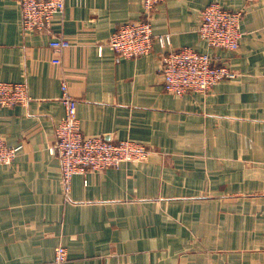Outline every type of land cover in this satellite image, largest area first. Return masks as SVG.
I'll use <instances>...</instances> for the list:
<instances>
[{
    "label": "crops",
    "instance_id": "crops-1",
    "mask_svg": "<svg viewBox=\"0 0 264 264\" xmlns=\"http://www.w3.org/2000/svg\"><path fill=\"white\" fill-rule=\"evenodd\" d=\"M242 9L239 47H208L202 7ZM141 0H65L49 31H26L18 0H0V80L26 82L25 106H0V264H264V0H164L155 33L209 52L237 75L207 93L166 92L157 41L138 57L107 40L141 16ZM70 45L56 50L52 37ZM64 81L86 135L145 144V161L75 174L63 191L49 148L64 115Z\"/></svg>",
    "mask_w": 264,
    "mask_h": 264
},
{
    "label": "built area",
    "instance_id": "built-area-1",
    "mask_svg": "<svg viewBox=\"0 0 264 264\" xmlns=\"http://www.w3.org/2000/svg\"><path fill=\"white\" fill-rule=\"evenodd\" d=\"M21 6V25L26 31H49L52 18L62 14L65 0H18ZM164 0H141V16L132 21L119 23L110 34L107 45L119 56L138 57L148 54L157 41L167 50L162 56L159 69L162 86L166 92L180 95L186 91L206 93L213 85L230 79L237 73L227 64L214 60L209 52L198 51L190 46L170 47L169 33H155L153 13ZM241 9H229L217 1L205 4L200 11L197 31L208 47H220L234 51L239 47L242 35ZM48 45L56 50L70 45L61 36L52 37ZM60 100L64 115L55 126V142L49 148L60 158L61 178L65 195L75 174L118 167L125 162L145 161L152 151L143 143L132 139L111 141L103 135H86L82 132L76 115V99L69 93L64 81ZM26 82L0 80V106L28 104ZM20 145H9L0 138V163L11 164ZM68 258L67 248L58 244L54 257L40 264H63Z\"/></svg>",
    "mask_w": 264,
    "mask_h": 264
},
{
    "label": "rangeland",
    "instance_id": "rangeland-1",
    "mask_svg": "<svg viewBox=\"0 0 264 264\" xmlns=\"http://www.w3.org/2000/svg\"><path fill=\"white\" fill-rule=\"evenodd\" d=\"M236 10H237V9H236ZM241 10H242V9H241ZM243 13H244V12H243ZM235 72H236V71H235ZM236 73H237V72H236ZM207 92H208V91H207ZM207 92H206V93H207Z\"/></svg>",
    "mask_w": 264,
    "mask_h": 264
}]
</instances>
